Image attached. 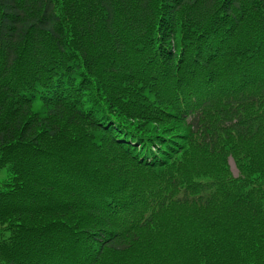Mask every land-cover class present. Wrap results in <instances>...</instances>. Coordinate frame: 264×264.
Wrapping results in <instances>:
<instances>
[{
    "label": "trees",
    "instance_id": "1",
    "mask_svg": "<svg viewBox=\"0 0 264 264\" xmlns=\"http://www.w3.org/2000/svg\"><path fill=\"white\" fill-rule=\"evenodd\" d=\"M0 264H264V0H0Z\"/></svg>",
    "mask_w": 264,
    "mask_h": 264
},
{
    "label": "rangeland",
    "instance_id": "2",
    "mask_svg": "<svg viewBox=\"0 0 264 264\" xmlns=\"http://www.w3.org/2000/svg\"><path fill=\"white\" fill-rule=\"evenodd\" d=\"M230 166H231V170L234 173L235 176H238V170L235 166V163L233 161V159H230Z\"/></svg>",
    "mask_w": 264,
    "mask_h": 264
}]
</instances>
